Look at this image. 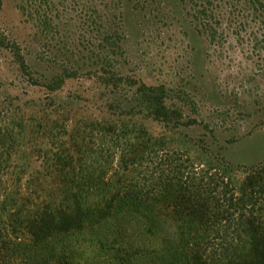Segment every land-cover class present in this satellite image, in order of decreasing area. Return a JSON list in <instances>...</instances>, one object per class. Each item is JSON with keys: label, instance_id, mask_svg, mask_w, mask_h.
Returning a JSON list of instances; mask_svg holds the SVG:
<instances>
[{"label": "rangeland", "instance_id": "rangeland-1", "mask_svg": "<svg viewBox=\"0 0 264 264\" xmlns=\"http://www.w3.org/2000/svg\"><path fill=\"white\" fill-rule=\"evenodd\" d=\"M27 3L0 0V226L45 207L65 224L35 246L13 223L0 264L121 246L102 240L114 217L70 228L109 203L196 226L204 264H264V0H57L50 21ZM201 202L221 215L189 213Z\"/></svg>", "mask_w": 264, "mask_h": 264}, {"label": "trees", "instance_id": "trees-1", "mask_svg": "<svg viewBox=\"0 0 264 264\" xmlns=\"http://www.w3.org/2000/svg\"><path fill=\"white\" fill-rule=\"evenodd\" d=\"M54 1L57 0H26V2H28L27 4H29L35 11L34 13L39 14L42 19L45 17L49 21L51 20V17L48 13L47 15L44 12H41L44 9L42 6L46 9L47 5L50 4L51 7ZM43 24L45 26L46 24L49 25L46 21L42 23V25ZM143 89L144 91L147 90L149 93H152L151 88L143 87ZM147 93L141 98L142 102H145V109L163 121L169 120L168 111L165 110V106L160 100V96H151ZM176 204L180 206L182 201L178 199ZM111 205L112 204L109 203L106 208H102V213H98L92 219L89 214L82 213L81 210H77V214H79V222L75 221V223H73L74 225H71L70 228L82 229V227L88 226L89 228H92V231L97 232L100 231L99 220L106 221L107 219L109 220V218L114 217L115 221L108 224V230L111 231H107L109 238L104 236L102 237V240L110 239V242L112 243L114 241H118L121 246L113 249V247L107 246L106 241H100L97 239V242H99L102 250L94 252L90 256H86L79 252L78 249L71 250L68 245L64 246V244L60 241L53 245V247L56 248L57 246H60V248H62L61 250L63 252L60 256L64 259V264H72V262H78V264H204L201 262L202 249L197 243L198 236L196 235V226L193 228L190 227L189 231H187L184 229V225L180 223L168 224L166 222L159 221L158 219L160 216L169 215L160 212L159 215H157V218L150 219V222L147 223L146 226L140 223H128V219L140 214L139 211L133 209H120L122 210L120 211V214H115V208ZM211 209L208 204L201 202L198 203L196 207L192 206L189 213H192L195 217L199 215L201 218H206L208 216L217 217V215H221V206H218L217 203ZM149 210L155 211L152 210V208ZM209 210L212 213L211 215H207ZM169 212L177 213L176 215H178V213H181L182 210H180V208L165 209V213ZM64 213L65 212L63 210H60L57 207L54 209L45 207L41 211H35L30 215H27L22 221L16 217L10 222H3L0 226V262L5 263L6 260L13 257L11 253H13L14 250L7 249L5 241L13 223H25L24 228L34 239L32 240L34 245L37 246L42 238H49L48 236H51L50 234L52 232L58 231L59 228L65 224L61 220ZM201 222H206V219H202ZM93 225H96V227ZM193 232L195 235L190 237V234ZM115 237H117V239ZM156 238L158 239V242L155 241ZM154 242L157 243L155 244ZM248 244H251V246L246 249V253L243 254L242 260L247 259L250 255H254L258 250V239L254 238L253 234L250 236ZM53 247H51L50 252L55 255L56 253L53 251ZM56 257L59 258L58 254H56ZM82 259H84V261H82ZM198 260L199 263L197 262Z\"/></svg>", "mask_w": 264, "mask_h": 264}]
</instances>
